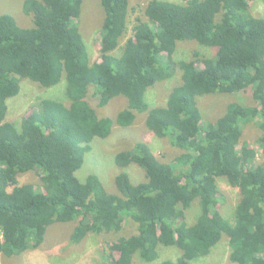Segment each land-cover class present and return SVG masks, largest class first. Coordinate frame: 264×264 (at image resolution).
I'll return each mask as SVG.
<instances>
[{"label":"trees","instance_id":"1","mask_svg":"<svg viewBox=\"0 0 264 264\" xmlns=\"http://www.w3.org/2000/svg\"><path fill=\"white\" fill-rule=\"evenodd\" d=\"M144 1L146 20L138 19L121 46L130 0H100L101 61L95 63L79 30L84 0H24L29 28L0 14V255L35 250L51 225L69 222L75 224L73 245L88 235L116 237L107 242V264H136L135 257L153 263L166 243L181 256L158 264H193L222 236L233 264H264V17L252 14L256 0ZM183 41L216 54L205 58L194 51L190 59L175 61ZM176 69L180 84L165 106L150 107L146 92ZM23 79L61 87L65 100L41 99V109L16 127L6 120L7 100L19 95ZM239 92H249L254 104L231 102L215 121L203 122L198 98ZM118 96L127 107L115 120L99 118L90 104L104 108ZM142 113L148 131L182 152L174 164L161 162L139 141L117 153L114 163L120 169L137 165L146 180L133 184L120 172L114 177L118 193L108 192L94 174L80 181L76 172L92 141L107 139L114 123L128 128ZM254 121L261 132L260 160L246 147L237 153L243 126ZM36 168L43 173L41 191L19 183ZM219 178L239 192L233 221L218 210ZM194 202L199 214L187 225ZM126 220L136 226L130 236L120 233Z\"/></svg>","mask_w":264,"mask_h":264},{"label":"rangeland","instance_id":"2","mask_svg":"<svg viewBox=\"0 0 264 264\" xmlns=\"http://www.w3.org/2000/svg\"><path fill=\"white\" fill-rule=\"evenodd\" d=\"M24 0H0V14L11 15L18 26L29 28L32 24L31 18L24 15L22 5ZM175 4H186L187 0H163ZM147 1L130 0V11L128 15V29L121 39V46L132 36L133 27L138 23V19L146 20L144 9ZM252 14L256 17H264V4L256 0L252 3ZM104 12L100 5V0H84L82 15L79 22V30L86 45L87 54L91 63L101 61L100 36L101 22ZM196 51L200 57H214V49L198 45L196 42L183 41L178 43L174 53L175 61L190 59L192 53ZM121 53V49L117 54ZM202 67L201 64H198ZM22 88L18 96L7 100L8 112L6 120L13 123L16 127L20 126L23 118L34 111L40 110L41 99L56 98L65 100L61 87L46 89L37 83L23 79ZM180 84V71L175 70L173 76L162 83H158L150 88L145 99L150 107L165 106L167 98L173 87ZM62 90V91H61ZM166 100V101H165ZM231 102L253 105L249 92H239L233 95L213 94L198 98V104L202 113L203 122L215 121L220 117ZM67 103V102H66ZM96 109L99 118H110L115 120L117 114L127 107V100L118 96L114 98L104 108H96L95 102H90ZM146 113L137 114L136 120L128 128H121L114 123L112 134L107 139L95 138L91 143V150L86 154L84 164L76 172L77 178L84 182L87 175L94 174L100 178L106 190L110 193H118L114 177L120 172L129 175L133 184L143 182L145 179L144 171L135 164L129 165L126 169H120L114 163V157L120 151L133 148L137 142L146 143L151 152L164 163L174 164L175 158L182 152L171 145L168 138L159 139L152 134L145 125ZM261 132L257 126V121L243 126L240 145L237 146V153L242 147L252 149L260 160V148L258 138ZM258 160V161H259ZM43 173L40 168H36L31 173L21 175L19 183L21 185L31 184L38 191L42 190L41 177ZM217 193L219 200L218 210L221 215L229 220H234L235 207L239 200V192L231 187L226 179H217ZM198 205L194 202L186 212L187 225H192L198 216ZM75 227L74 223H54L49 227L46 240L42 246L35 250H28L18 256L6 257L0 255V264H107L105 251L107 242L113 241L116 237L113 234H102L101 236L88 235L79 244L73 245L70 242V234ZM136 232L135 224L126 220L123 223L124 236H130ZM230 247L227 238L222 239L216 246L210 249L209 253L201 258L192 261L193 264H233L229 259ZM104 255V257H103ZM181 256L179 249L172 243H166L159 247V258L153 263H146L135 257L136 264H158L167 260L176 262Z\"/></svg>","mask_w":264,"mask_h":264},{"label":"bare ground","instance_id":"3","mask_svg":"<svg viewBox=\"0 0 264 264\" xmlns=\"http://www.w3.org/2000/svg\"><path fill=\"white\" fill-rule=\"evenodd\" d=\"M166 101V100H165Z\"/></svg>","mask_w":264,"mask_h":264}]
</instances>
